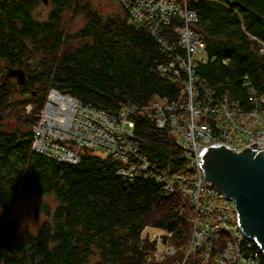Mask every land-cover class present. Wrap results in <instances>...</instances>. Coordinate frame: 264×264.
Instances as JSON below:
<instances>
[{
    "label": "trees",
    "instance_id": "16d2710c",
    "mask_svg": "<svg viewBox=\"0 0 264 264\" xmlns=\"http://www.w3.org/2000/svg\"><path fill=\"white\" fill-rule=\"evenodd\" d=\"M40 2L0 0V58L8 70L21 69L25 76L21 84L0 81V113L8 108L5 113L14 119L12 126L0 124V264H86L91 257L92 264H180L191 234L185 196H164L151 179L118 177L119 163L110 155L83 150L78 163L60 164L31 147L32 127L50 87L108 112L128 103L176 99L179 86L156 72L165 55L146 30L128 23L124 8L103 15L91 0H47L52 9L38 20L33 10ZM188 4L206 52L195 67L198 79L216 95L239 100L242 108L248 106L244 76L264 95V0ZM68 12L84 18L73 34L62 28ZM14 93L22 98L12 100ZM36 96L43 99L35 101ZM133 119L140 150L161 168L181 170L185 161L168 129L141 114ZM30 193L53 194L58 203L51 221L34 234L9 215ZM149 228L170 234L163 239L172 242V256L155 260L156 243L143 238ZM185 262L215 264L197 258Z\"/></svg>",
    "mask_w": 264,
    "mask_h": 264
},
{
    "label": "built area",
    "instance_id": "2783aa9c",
    "mask_svg": "<svg viewBox=\"0 0 264 264\" xmlns=\"http://www.w3.org/2000/svg\"><path fill=\"white\" fill-rule=\"evenodd\" d=\"M117 1L128 23L146 30L159 44L166 60L157 64L156 72L179 86V95L155 98L145 105L128 103L108 112L50 87L32 127V150L60 164L78 163L83 150L110 155L119 163L118 177L151 179L164 196L179 193L187 198L191 205L189 255L215 264H260L258 247V252L251 249L255 242L244 236L237 223L234 202L205 181L200 154L212 145L234 151L264 150V95L244 76L248 106L242 108L239 100L216 95L198 79L195 67L205 61L206 52L203 37L194 28L197 16L188 6L190 0ZM260 52L264 53V47ZM24 108L30 113L32 104ZM136 114L168 129L185 161L181 170L161 168L140 150L134 136ZM166 235L170 236L160 231L152 236L150 228L143 233V238L156 243L157 261L165 258H159L157 248Z\"/></svg>",
    "mask_w": 264,
    "mask_h": 264
},
{
    "label": "water",
    "instance_id": "95a60500",
    "mask_svg": "<svg viewBox=\"0 0 264 264\" xmlns=\"http://www.w3.org/2000/svg\"><path fill=\"white\" fill-rule=\"evenodd\" d=\"M6 77H16L18 84L25 79L21 69L8 70ZM200 157L205 181L234 202L242 233L256 243L264 257V150L234 151L212 145Z\"/></svg>",
    "mask_w": 264,
    "mask_h": 264
},
{
    "label": "rangeland",
    "instance_id": "374dc122",
    "mask_svg": "<svg viewBox=\"0 0 264 264\" xmlns=\"http://www.w3.org/2000/svg\"><path fill=\"white\" fill-rule=\"evenodd\" d=\"M91 2L100 10V12L103 15H112L119 11H123L122 7L120 6L117 0H91ZM51 9H52V6L50 3L40 2L34 8L33 15L38 20L45 19L46 15L50 12ZM62 21H63L62 23L63 32L66 34H73L77 29H79L83 25L84 18L83 16H81V14H72L68 12L64 14ZM7 67H8V63L2 58H0V74L4 73V75L6 76L8 73ZM15 78L13 79L10 78L9 80L12 81L10 83H13V82L16 83ZM36 89L37 87L33 88V90H36ZM21 98L22 96H20V94L14 93L12 100L13 99L19 100ZM35 98H36L35 101H38L39 99H41L40 97H37V96ZM6 111L8 112V108L3 111L4 113L2 115L0 124L12 126L14 124V119L11 117L12 114L8 115L5 113ZM31 115H33V113L30 114L29 116ZM57 204L58 203L53 194L46 195V194L30 193L28 195H25L20 200L18 199V201L15 203L12 210L10 211L9 215L12 218H15L20 223L22 229L26 233L34 234L37 232V230L42 225L51 221L53 212L55 208L57 207ZM150 232L152 236L153 234L160 233V231L155 228H150ZM171 250L172 252L173 251L175 252V248L172 242L170 241V239L165 238L162 242V245H159L157 248V251L159 252L158 253L159 258H162V256H165V258L172 256L174 253L173 254L166 253ZM186 252H187V255H189L188 250ZM187 255L181 261L180 264H183L186 258H188V260L195 258V256L193 255H189V256ZM94 260L95 258L91 257L89 259V262L86 264H92ZM188 260L185 263H187Z\"/></svg>",
    "mask_w": 264,
    "mask_h": 264
},
{
    "label": "flooded vegetation",
    "instance_id": "af4514ba",
    "mask_svg": "<svg viewBox=\"0 0 264 264\" xmlns=\"http://www.w3.org/2000/svg\"><path fill=\"white\" fill-rule=\"evenodd\" d=\"M10 78L13 79V78H15V77H9V78H8V77H6V76L4 75V73H1V74H0V80H1V81H4V82H5L6 80H8V79H10ZM15 79H16V78H15Z\"/></svg>",
    "mask_w": 264,
    "mask_h": 264
},
{
    "label": "bare ground",
    "instance_id": "6f19581e",
    "mask_svg": "<svg viewBox=\"0 0 264 264\" xmlns=\"http://www.w3.org/2000/svg\"><path fill=\"white\" fill-rule=\"evenodd\" d=\"M43 108H44V106H43Z\"/></svg>",
    "mask_w": 264,
    "mask_h": 264
}]
</instances>
